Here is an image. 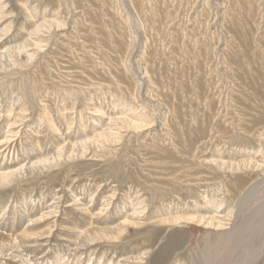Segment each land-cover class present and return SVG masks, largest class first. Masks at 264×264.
Segmentation results:
<instances>
[{"label": "rangeland", "instance_id": "obj_1", "mask_svg": "<svg viewBox=\"0 0 264 264\" xmlns=\"http://www.w3.org/2000/svg\"><path fill=\"white\" fill-rule=\"evenodd\" d=\"M252 1L174 0L175 7L169 8V16L162 25L158 26L159 29L155 27L157 29L149 33L155 52L160 53L158 58L161 56L159 59L163 65L160 66L153 63L156 61L155 56L152 59V56L148 58L144 55L147 36L130 0H0V100L5 103L0 101V165L6 164L12 169H21L9 182L3 183L0 180V264H55L56 257L59 258V260L56 259V264H63L64 261L65 264H207L208 261H203L204 257L207 258L209 255L210 258L215 251L217 259H221L220 262L223 261L220 264H264V220L260 223L256 222V219L255 223L248 220L249 225L246 221L247 217L251 216L250 213L253 216L256 201L264 194V117L258 119L257 113L264 108V104H261L264 101H262L264 99V0H254L255 8L251 9L249 3ZM111 9L117 12L116 15L121 18L119 21L126 22V32L130 38L127 56L125 55L123 62L121 60L120 62L123 63L124 70L126 69V75L130 76L129 83L133 84L134 97L132 98L124 97L123 94L111 88L114 91L111 92L113 97L108 96V94L111 95V90L106 87L110 82H107V85L100 80L103 83L100 86L106 87L99 88L95 85L98 79L94 81L95 79H92L94 75L88 71L89 66L93 65L96 70H101L100 72L98 70L99 74H103L106 70L103 68L106 66L105 61L111 60L105 48L98 47L100 35L95 31L103 28L110 35L111 26H108L105 21L108 19L106 11ZM228 11L234 12L237 19L250 17V23L246 18L243 24L245 29L241 27L238 36L228 30L225 25L224 16ZM94 12L97 13L98 19L106 23V25L101 24L104 27L95 28L96 24H91L94 23V18H91ZM88 15L90 19L87 18ZM38 22L43 25L46 23L45 26L50 24L52 28L44 26L42 31L36 32L34 25L36 23L38 25ZM56 22L59 25H55ZM177 29H180L182 31L180 33L184 35L182 41L177 40L178 43L175 44ZM82 32L88 33L87 37L84 35L85 41ZM79 36L82 37L79 38ZM66 37L72 42L65 41ZM98 37L99 39H96ZM50 41L52 43L56 41L54 43H58L57 46ZM44 42L48 45L43 46ZM179 42L182 46H179ZM24 43H26V51H18V47ZM241 45L244 46L241 47ZM48 46L52 48H47ZM63 46L66 50L62 49ZM55 48L59 50L58 53L55 52ZM60 50L66 51L67 56ZM195 50L198 53L194 52ZM74 51L75 54H72ZM59 52L66 57L63 58ZM83 53L89 58L91 55L87 62L82 58ZM77 54L81 57L77 58ZM60 57L64 60L62 62L65 67L60 64ZM67 57L69 62L65 61ZM182 58L185 59L180 60ZM50 59L54 61L51 62ZM70 61L75 62L77 70L82 74L74 69L76 66L73 64L75 67L72 70L69 69L72 67H68L71 65ZM39 62L41 65H38ZM55 62L56 68L52 65ZM82 62L86 64L83 65ZM48 65L53 67L50 68ZM80 65L84 67H79ZM259 65V71L254 72L253 67ZM40 66H43L41 68L45 71H42ZM155 66L156 68L160 66V69L157 68V70ZM184 66L188 69L185 70ZM234 68L236 71L233 70ZM54 69L61 74L59 75L56 70L53 71ZM86 69L89 72V78L86 76L88 75ZM112 69H114L113 66ZM174 69H178V72ZM159 70L161 74L164 71L163 75L158 72ZM184 70L185 72H182ZM37 71H41L39 74L42 75L40 76L42 79ZM237 71L242 72L241 75L239 73L240 76ZM83 72L84 74L86 72L85 76ZM46 73L49 77L45 76ZM62 73H66V77ZM54 75L59 76L56 79ZM43 76L46 78L44 79ZM179 76L180 79H177ZM238 76L243 78L240 79ZM97 77L98 75L95 78ZM200 78L203 81H200ZM155 79L159 80L156 81L157 84ZM249 79L252 83L259 85V91L255 88L257 92L252 90ZM66 80L70 83L68 84ZM76 81L79 83L77 84ZM58 82L60 85L62 83V89ZM83 82L87 83L86 86ZM200 82H202L201 85H197ZM188 83L190 84L186 86ZM163 84L166 90L169 88L168 91L171 94L169 92L166 94ZM196 86H200V89ZM201 86L205 88L204 93L200 91ZM175 88L177 89L174 90ZM244 88H249V91L247 89L241 91ZM63 89H68L69 93L64 92ZM104 92L106 94H102ZM253 92L256 94L253 95ZM65 93L69 95V98ZM184 93L187 94L184 95ZM169 94L170 98H168ZM204 95L208 97L205 98ZM175 96L178 98L179 107L176 105ZM249 96L254 98V101L249 100ZM185 97H187L186 100ZM257 100L260 102L258 103ZM171 102H175V105L174 103L171 105ZM242 102L246 105L243 106ZM11 103L16 105L12 106ZM175 106L178 109L183 106L182 115L187 112L186 118L189 115L193 116V120L190 116L184 119V121L188 120V131L180 126L181 124L178 125L177 119L174 121V117L177 118L176 111L173 112ZM199 107L204 109L201 110ZM209 110L213 112L209 113ZM243 111L247 113L244 114ZM249 112L252 113L251 116ZM46 113L49 118L45 117ZM196 113L204 114L205 119L200 122V129H206L203 131L204 134L206 133L205 136L203 133V135L198 133L200 129L196 133L191 131L193 127L199 126L194 120ZM180 117L179 119L183 120ZM239 117L242 118L241 121ZM253 117L254 121L251 120ZM40 118L42 121L39 120ZM244 119L251 122L248 123ZM256 119L260 120L261 124ZM252 122L256 124L255 127ZM237 124L246 125V128L238 127ZM51 125H54L56 129ZM250 126L254 129L249 128ZM247 128L250 131L245 134V131H248ZM227 130L233 132L228 133ZM102 132L110 136L103 138L100 143L98 133ZM240 132L241 134L244 132L243 136ZM244 134L247 136L245 137ZM250 134L252 135L249 137ZM44 135L47 136L46 139ZM34 138L38 140L41 148L31 143ZM41 138L42 140L39 141ZM85 138H90L88 143L84 142ZM94 139L97 141L95 142ZM43 142L45 143L42 144ZM60 147L62 149L64 147V150H60L62 154L57 153ZM43 157H47L48 160L33 165V161ZM184 159L188 160L187 164H184L186 163ZM181 165L185 168L183 169ZM235 165L237 167L234 168ZM236 176L240 177L236 178ZM239 178L243 179V183H239ZM237 182L240 186L238 191L241 190V194L237 192L240 194L239 197L225 185L230 183L233 186V183ZM206 190L208 195L204 196ZM254 203H256L255 206ZM209 217H215L212 223H208ZM101 233L118 237L120 242L105 238ZM87 236H100V238L89 241ZM208 244L210 249L207 248ZM127 245L131 246L127 247ZM192 248L199 255L203 252L202 260L195 255ZM223 255L225 258L221 257ZM120 259L124 260L120 262Z\"/></svg>", "mask_w": 264, "mask_h": 264}, {"label": "bare ground", "instance_id": "obj_2", "mask_svg": "<svg viewBox=\"0 0 264 264\" xmlns=\"http://www.w3.org/2000/svg\"><path fill=\"white\" fill-rule=\"evenodd\" d=\"M231 1H232V0H231ZM233 1H234V0H233ZM255 1H256V0H255ZM255 1L253 0L252 2L249 3V5H250L249 8H251V9L255 8ZM106 2H108V1H106ZM130 2H131L132 6H133V8H134V11H136L135 13H137V15H138V16H137V19L139 20V22H140L141 25H142V28L144 29L145 36H147V38H146V39H147V43L145 42V44H146V46H145V47H146V54H144V55H145L146 57H148V58H149V57L151 58V56H152V59H153V56H155L156 58H154V59H156V61L153 62V63H155V65L163 66V65H162V62H160L161 59H159L161 56L158 58V56H159L160 53L158 54V53L155 52L154 45H152L153 42L151 43V38H152V37L150 38V36H149L150 34H149V33H151L152 30L157 29L158 26L162 25V23L165 21V19L169 16V8H171V7L174 8V7H175L174 0H130ZM245 2H246V1H245ZM246 4H247V3H246ZM109 6H110V5H109ZM256 6H258V5H256ZM240 7H242V6H240ZM107 8H108V7H107ZM238 8H239V7H238ZM108 9H109V8H108ZM232 9H234V8H232ZM246 9H248V8H246ZM87 10H88V9H87ZM92 10H95V9H92ZM99 10H101V9H99ZM242 10H243V9H242ZM90 11H91V10H90ZM240 11H241V10H240ZM244 11H245V10H244ZM252 11H253V10H251V12H252ZM97 12H98V10H97ZM99 12H100V11H99ZM106 12H107L106 14H107L108 19H107V21H105V22H107L108 26H111V29H112V31H110V32H111L110 35H108V34H107V31H106L105 29H103V28H99V27H98L99 29H96L95 31H96V33H98V34L100 35V36L98 35V36L100 37V42L98 43V44H99L98 47H100L101 49L105 48V50L107 51V56H108V57L111 56V60H109V61H108V60L105 61V65L107 66V68H105L106 66L104 65L105 67H103V68L106 69V70H104L105 73H103V74H102V73L99 74V73H98V70H99V69L96 70V69H95V66H93V65H90V66H89L88 71L94 75L93 77L91 76L93 80L95 79L94 81H96V79L99 80V81L97 80V81H96V84H95V85H98L99 88L103 86V85L100 86L102 82H103V83H106V84H107V82H110V83H111L112 78H113V81H112V84H111V85H110V83H108V84H109L108 87H106L105 85H104V86H105L106 88H109V89L111 88V89L115 90V92H119V93L123 94L124 97L126 96V97H128V98H129V97L132 98V97H134V96H133V89H132V88H133V87H132L133 84H132V82H131V84L129 83L128 78H129L130 76H129L128 74L126 75V72H125L126 69L124 70V65H123V63H122L123 60H124V58H125V55H126V52H127L128 46H129V45H128V44H129V39H130V38L128 37V35H127V32H126V31H127L126 22H123V23H122V21H119L121 18H120V17L118 18V16L116 15L117 12L115 13L114 9H111L110 11H106ZM238 12H239V11H238ZM36 13H37V12H36ZM89 13L92 14L91 12H89ZM94 13H95V12H94ZM233 13H234V12H229V11H228L227 13H225L224 21H226L225 25L227 26V29L230 30L234 35L238 36V35L240 34L241 27H243V24H245V19L248 18V19H247L248 22L251 21V20H250V17L241 18V19L239 18V19H237ZM246 13H247V12H246ZM239 14H240V13H239ZM244 14H245V13H244ZM29 15L31 16V14H29ZM102 15H103V12H102ZM242 15H243V13H242ZM84 16H86V15H84ZM89 16H90V15H88L87 18L90 19ZM98 16H99V15H98ZM103 16H104V15H103ZM107 17H106V18H107ZM173 17H174V16H173ZM239 17H240V16H239ZM54 18H55V17H54ZM87 18H86V19H87ZM91 18H94V21L92 20L94 23H91V24H96V25H95V28H97V26H101L102 23H105V22H103L101 19H98V18H97V13L93 14V16H92ZM99 18H100V17H99ZM86 19H85V20H86ZM89 19H88V20H89ZM103 19H104V18H103ZM253 19H254V18H253ZM57 21H58V20H57ZM171 21H172V20H171ZM253 21H255V20H253ZM48 22H50V21H48ZM61 22H62V21H61ZM61 22H60V23H61ZM85 22H86V21H85ZM128 22H129V21H128ZM87 23H88V21H87ZM240 23H242V24H240ZM249 23H250V22H249ZM36 24H37V23H36ZM36 24L34 25V26H35V27H34V28H35L34 31H36V32L39 31V32H40V30L45 26L46 23H45L44 25H43V24H40L39 22H38V25H36ZM51 24H52V23H51ZM61 24H63V22H62ZM89 24H90V23H89ZM252 24H253V23H252ZM55 25H59V23L56 22ZM84 25H85V24H84ZM105 25H106V23H105ZM47 26H50V24L46 25L45 27H47ZM77 26H78V25H77ZM81 26H82V23H81ZM87 26H88V24H87ZM87 26H86V27H87ZM244 26H245V25H244ZM254 26H255V25H254ZM50 27H51V26H50ZM78 27H79V26H78ZM93 27H94V26H93ZM101 27H104V26H101ZM128 27H129V26H128ZM155 27H157V28H155ZM175 27H176V26H175ZM51 28H52V27H51ZM55 28H56V26H55ZM58 28H59V27H58ZM75 28H76V27H75ZM130 28H131V27H130ZM177 28H178V27H177ZM239 28H240V29H239ZM243 28L245 29V27H243ZM45 29H47V28H45ZM79 29H80V28H79ZM83 29H85V28H83ZM88 29H89V28H88ZM88 29H87V30H88ZM108 29H109V28H108ZM108 29H107V30H108ZM143 29H142V30H143ZM158 29H159V28H158ZM174 29H175V28H174ZM184 29H185V28H184ZM225 29H226V28H225ZM246 29H247V28H246ZM49 30H50V29H49ZM56 30H57V29H56ZM128 30H129V29H128ZM41 31H42V30H41ZM77 31H78V29H77ZM81 31H82V29H81ZM83 31H84V30H83ZM88 31H89V30H88ZM180 31H181L180 29H177V31H176L178 34H177V38L175 39V40H176V43H175V44L178 43L177 40H178V41H182V36H183L184 34L182 35V34H181L182 31H181V33H180ZM61 32H62V31H61ZM79 32H80V31H79ZM128 32H129V31H128ZM246 32H247V31H246ZM82 33H84V34H83V39H84V35H86L85 37H87V35H88L87 32H86L87 34H85V32H82ZM92 33H93V32L90 33L91 36H92ZM156 33H157V32H156ZM242 33H243V32H242ZM248 33H249V32H248ZM69 34H70V33H68V35H69ZM78 34H79V33H78ZM90 34H89V35H90ZM243 34H244V33H243ZM62 35H63V34H62ZM66 35H67V34H66ZM66 35H65V36H66ZM79 35H80V34H79ZM94 35L96 36V34H94ZM153 35H154V33H153ZM160 35H161V34H160ZM175 35H176V34H174V36H175ZM178 35H179V36H178ZM51 36H52V35H51ZM51 36H50V37H51ZM58 36H60V35H58ZM154 36H155V35H154ZM244 36H245V35H244ZM244 36H243V37H244ZM248 36H249V35H248ZM248 36H247V38H248ZM68 37H70V35H69ZM72 37H73V36H72ZM74 37H75V36H74ZM81 37H82V36H81ZM81 37L79 36V38H81ZM92 37H93V36H92ZM92 37H91V38H92ZM99 37L96 38V39H99ZM175 37H176V36H175ZM30 38H31V37H30ZM55 38H56V37H55ZM89 38H90V37H89ZM157 38H159V37H158V34H157ZM162 38H163V37H162ZM46 39H47V38H46ZM53 39H54V38H53ZM53 39H50V40L53 41ZM63 39H64V38H63ZM63 39H62V40H63ZM66 39H67V40H65V39H64V40H65V41H70V42H72L71 40H68L69 38L66 37ZM85 39H86V38H85ZM85 39H84V41H85ZM94 39H95V37H94ZM233 39H234V38H233ZM236 39H237V38H236ZM57 40H58V39H57ZM57 40H56V41H57ZM81 40H82V39H81ZM92 40H93V39H92ZM156 40H157V39H156ZM160 40H161V39H160ZM185 40H186V39H185ZM242 40H243V39H242ZM245 40H246L245 42H247V39H245ZM25 41H26V40H25ZM44 41H46V40H44ZM52 41H50L51 44H53L54 42H56V41H54V42L52 43ZM59 41H60V40H59ZM95 41H96V40H95ZM158 41H159V40H158ZM173 41H174V40H173ZM188 41H189V40H188ZM252 41H253V40H252ZM40 42H41V41H40ZM63 42H64V41H63ZM70 42H69V44H70ZM96 42H97V41H96ZM154 42H156V41H154ZM189 42H190V41H189ZM240 42H241V41H240ZM243 42H244V41H243ZM243 42H242V43H243ZM245 42H244V43H245ZM26 43H28V42H26ZM26 43H24L23 45H21L20 47H18V48H19L18 51H26ZM38 43H39V42H38ZM47 43H48V41H47ZM60 43H62V42L60 41ZM66 43H68V42H66ZM77 43H78V42H77ZM83 43H84V42H83ZM85 43H86V42H85ZM89 43H90V40H89ZM93 43H94V41H93ZM181 43H182V42H181ZM244 43H243V44H244ZM30 44H31V43H30ZM33 44H34V43H33ZM49 44H50V43H49ZM54 44H55V43H54ZM56 44H58V43H56ZM56 44H55V45H56ZM64 44H65V42H64ZM73 44H75L74 41H73ZM94 44H95V43H94ZM94 44H93V46H94ZM182 44H183V43H182ZM189 44H190V43H189ZM207 44H208V43H207ZM238 44H239V43H238ZM251 44H252V42H251ZM34 45L37 46V47L39 46L37 43H35ZM42 45H43V46H44V45L47 46L48 44H45V42H44V44L42 43ZM55 45H53V47H55ZM59 45H60V44H59ZM61 45H62V44H61ZM66 45H67V44H66ZM66 45H64L65 48H66ZM75 45H76V44H75ZM75 45H74V47H76ZM78 45H79V44H78ZM85 45H86V44H85ZM85 45H84V46H85ZM169 45H170V44H169ZM180 45H181V44H180V42H179V46H180ZM192 45H193V44H192ZM209 45H210V44H209ZM239 45H240V44H239ZM246 45H247V44H246ZM43 46H42V47H43ZM56 46H57V45H56ZM64 46L62 47V49L64 48ZM84 46H83V47H84ZM86 46H87V45H86ZM86 46H85V47H86ZM88 46H89V45H88ZM171 46H174V45H171ZM171 46H170V47H171ZM175 46H176V45H175ZM181 46H182V45H181ZM188 46H189V45H188ZM190 46H191V44H190ZM243 46H244V45H243ZM243 46L241 45V47H243ZM49 47H51V46H48L47 48H49ZM68 47H69V45H68ZM85 47H84V48H85ZM145 47H144V49H145ZM186 47H187V46H186ZM193 47H194V46H193ZM248 47H249V46H248ZM51 48H52V47H51ZM58 48L61 49L59 46H58ZM65 48H64V50H66ZM77 48H78V47H77ZM77 48H76V49H77ZM87 48H88V47H87ZM108 48H109V49H108ZM172 48H173V47H172ZM176 48H178V47H176ZM35 49H36V47H35ZM41 49H42V48H41ZM55 49H56V48H55ZM67 49H68V48H67ZM71 49H72V48H71ZM81 49H82V48H81ZM94 49H95V48H94ZM187 49H188V48H187ZM190 49H192V48H190ZM194 49H195V48H194ZM194 49H193V50H194ZM248 49H249V48H248ZM37 50H39V49H37ZM51 50H52V49H51ZM53 50H54V49H53ZM78 50H79V49H78ZM85 50H86V49H85ZM85 50H84V51H85ZM88 50H89V49H88ZM181 50H182V49H181ZM183 50H184V49H183ZM200 50H201V49H200ZM204 50H205V49H204ZM244 50H245V49H244ZM57 51H59V50L56 49L55 52L58 53ZM60 51H61V50H60ZM67 51H68V50H67ZM91 51H92V50H91ZM91 51H90V52H91ZM96 51H97V50H96ZM98 51H99V50H98ZM98 51H97V52H98ZM106 51H105V52H106ZM128 51H129V49H128ZM159 51H160V50H159ZM185 51H186V50H185ZM190 51H191V50H190ZM198 51H199V50H198ZM52 52H53V51H52ZM55 52H54V53H55ZM61 52L64 53V54L66 53V51H65V52L61 51ZM68 52H70V51H68ZM82 52H83V51H82ZM86 52H87V51H86ZM99 52H100V51H99ZM102 52H104V51H102ZM102 52H101V53H102ZM131 52H132V51H131ZM169 52H170V50H169ZM169 52H168V53H169ZM173 52H174V50H173ZM194 52H196V50H195ZM207 52H208V51H207ZM248 52H249V51H248ZM250 52H251V51H250ZM2 53H3V52H2ZM59 53H60V52H59ZM62 53H60V55H61ZM70 53H71V52H70ZM77 53H78V52H77ZM93 53H95V52H93ZM101 53H100V55H101ZM144 53H145V52H144ZM186 53H187V52H186ZM190 53H191V52H190ZM190 53H189V54H190ZM196 53H198V52H196ZM204 53H205V51H204ZM30 54H31V53H30ZM67 54H68V53H66V56H67ZM72 54H75V51H74V53L72 52ZM84 54H85V53H83L82 58L87 62L89 57H86L87 55H84ZM91 54H92V52H91ZM96 54H97V53H96ZM96 54H95V55H96ZM102 54H103V53H102ZM165 54H166V53H165ZM174 54H175V53H174ZM177 54H178V53H177ZM179 54H180V53H179ZM179 54H178V55H179ZM182 54H183V52H182ZM206 54H207V53H206ZM246 54H247V53H246ZM0 55H1V54H0ZM32 55H33V54H32ZM32 55H31V57H32ZM55 55H56L57 57L59 56L58 54H55ZM62 55H63V54H62ZM62 55H61V56H62ZM98 55H99V54H98ZM104 55H105V54H104ZM109 55H110V56H109ZM166 55H167V54H166ZM168 55H169V54H168ZM184 55H185V54H184ZM195 55H196V54H195ZM195 55H193V56H195ZM51 56H52V55H51ZM66 56H64V57H66ZM75 56H76V55H74V58H76ZM79 56H80V54H79ZM126 56H127V55H126ZM130 56H131V55H130ZM145 56H144V57H145ZM172 56H173V55H172ZM185 56H186V55H185ZM191 56H192V55H190V57H191ZM228 56H229V55H228ZM247 56L250 57V56H252V55H247ZM31 57H30V58H31ZM62 57H63V56H62ZM62 57H60V59H61ZM64 57H63V58H64ZM69 57H70V55H69ZM72 57H73V55H72ZM80 57H81V56H80ZM80 57H78V54H77V58H80ZM94 57H95V56H94ZM96 57H97V56H96ZM100 57H101V56H100ZM173 57H174V56H173ZM175 57H176V56H175ZM181 57H182V56H181ZM183 57H184V56H183ZM203 57H204V55H203ZM206 57H207V56H206ZM233 57H234V56H233ZM239 57H240V56H239ZM33 58H34V57H33ZM54 58H55V56H54ZM70 58H71V57H70ZM77 58H76V59H77ZM90 58H91V55H90ZM90 58H89V59H90ZM101 58H102V57H101ZM103 58H104V56H103ZM106 58H107V57H106ZM227 58H228V57H227ZM234 58H235V57H234ZM234 58H233V59H234ZM252 58H253V57H252ZM252 58H250V59L252 60ZM28 59H29V58H28ZM56 59H57V58H55V61H57ZM76 59H75V60H76ZM104 59H105V58H104ZM109 59H110V58H109ZM172 59H173V58H172ZM174 59H176V58H174ZM178 59H179V58H178ZM183 59H185V58H182V59H180V60H183ZM31 60H33V59H31ZM51 60H52V59H50V61H51ZM58 60H59V59H58ZM62 60H63V59L60 60V64H63V63H64V62H62ZM66 60H67V61H66ZM70 60H71V59H70ZM72 60H73V59H72ZM75 60H74V61H75ZM92 60H93V59H92ZM97 60H98V59H97ZM99 60H100V59H99ZM101 60H103V59H101ZM120 60H121L122 62H120ZM147 60H148V59H147ZM150 60H151V59H150ZM150 60H149V61H150ZM162 60H163V59H162ZM186 60H187V59H186ZM188 60H189V58H188ZM190 60H191V59H190ZM231 60H232V59H231ZM234 60H235V59H234ZM237 60H238V59H237ZM53 61H54V59H53ZM53 61H51V62H53ZM63 61H64V60H63ZM65 61H66V62H69V61H68V57H67V59L65 58ZM77 61H78V60H77ZM81 61H82V60H80V62H81ZM95 61H96V60H95ZM103 61H104V60H103ZM125 61L127 62L126 59H125ZM149 61H148V62H149ZM164 61H166V59H165ZM191 61H193V60H191ZM198 61H199V60H198ZM61 62H62V63H61ZM75 62H76V61H75ZM75 62H74V63H75ZM130 62H131V61H130ZM176 62H177V60H176ZM184 62H185V61H184ZM205 62H206V61H205ZM233 62H234V61H233ZM254 62H255V61H254ZM74 63L70 61V64H71V65H70V66L67 65L68 67H71V66H72L71 68H69L70 70H72V69L76 66ZM82 63H83V65H84L85 62H82ZM90 63H91V62L89 61V64H90ZM94 63H95V62H94ZM94 63H93V64H94ZM121 63H122V65H121ZM189 63H190V62H189ZM234 63H236V62H234ZM240 63H241V61H240ZM49 64H50V63H49ZM57 64H58V61H57ZM65 64H66V63H65ZM67 64H68V63H67ZM72 64L75 65V66H73ZM85 64H86V63H85ZM102 64H104V63H102ZM102 64H101V65H102ZM124 64H125V63H124ZM149 64H150V63H149ZM165 64H166V62H165ZM182 64H183V63H182ZM198 64H199V62H198ZM241 64H242V63H241ZM259 64H260V63H259ZM34 65H35V64H34ZM38 65H41L40 62H39ZM43 65H45V63H44ZM52 65L55 66V65H56V62H55L54 64L52 63ZM153 65H154V64H153ZM153 65H152V67L154 68ZM177 65H178V62H177V64H176V67H177ZM202 65H203V62H202ZM233 65H234V64H233ZM235 65H237V64H235ZM238 65H239V63H238ZM255 65H256V64H255ZM36 66H37V64H36ZM48 66L50 67V65H48ZM48 66H47V67H48ZM53 66H51V67H53ZM63 66H64V64H63ZM87 66H88V65H87ZM112 66L114 67V69H112ZM125 66H126V65H125ZM160 66L157 67V68L160 69ZM186 66H187V65H186ZM186 66H184V68H185ZM200 66H201V65H200ZM204 66H205V64H204ZM204 66H203V68H204ZM239 66H240V65H239ZM37 67H38V66H37ZM41 67H43V66H40V69L42 70ZM51 67H50V68H51ZM61 67H62V66H61ZM64 67H65V66H64ZM68 67H67V68H68ZM79 67H82V68H83L84 66L80 65ZM101 67H102V66H101ZM101 67H100V68H101ZM109 67H110V69H108ZM165 67H166V66H165ZM198 67H199V65H198ZM198 67H197V68H198ZM237 67H238V66H237ZM237 67H236V68H237ZM35 68H36V67H35ZM55 68H56V66H55ZM77 68H78V67L76 66L74 69L77 70ZM96 68H97V67H96ZM155 68H156V66H155ZM157 68H156V69H157ZM163 68H164V67H163ZM163 68H162V69H163ZM174 68H175V67H174ZM182 68H183V67H182ZM192 68H193V67H192ZM192 68H191V70H193ZM36 69H37V68H36ZM45 69H46V68H45ZM48 69H49V68H48ZM69 69H68V71H69ZM156 69H155V70H156ZM178 69H179V68H178ZM178 69H174V70L177 71ZM186 69H188V67L185 68V70H186ZM200 69H201V68H200ZM205 69H206V68H204V70H205ZM259 69H260V65H259V66H254V67H253L254 72H255V71L258 72ZM37 70H38V69H37ZM43 70H44V68H43ZM43 70H42V71H43ZM51 70H52V69H51ZM55 70H56V69H54L53 71H55ZM58 70H59V69H58ZM76 70H75V71H76ZM127 70H128V69H127ZM157 70H158V69H157ZM185 70L182 71V72H185ZM197 70H198V69H197ZM197 70H196V71H197ZM233 70H235V68H234ZM238 70H239V69H238ZM247 70H248V71H247ZM247 70H246V71L249 72V69H247ZM250 70H251V68H250ZM44 71H45V70H44ZM46 71H47V70H46ZM53 71H52V72H53ZM56 71H57V70H56ZM61 71H62V69H61ZM63 71H64V69H63ZM73 71H74V70H73ZM77 71H78V70H77ZM77 71H76V73L79 72V71H78V72H77ZM80 71H82V69H81ZM84 71H85V70H84ZM86 71H87V69H86ZM88 71H87V74L89 73ZM100 71H101V70H99V72H100ZM102 71H103V70H102ZM136 71H137V70H136ZM160 71H161V70H159L158 72H160ZM235 71H236V70H235ZM241 71H242V70H241ZM33 72H34V71H33ZM37 72H38V71H37ZM39 72H41V71H39ZM39 72H38L37 74H39ZM47 72H48V71H47ZM52 72H51V73H52ZM57 72H58V71H57ZM127 72H128V71H127ZM158 72H157V73H158ZM177 72H178V71H177ZM177 72H176V73H177ZM179 72H180V71H179ZM191 72H192V71H191ZM201 72H202V71H201ZM204 72H205V71H204ZM247 72H246V73H247ZM34 73H35V72H34ZM34 73H33V74H34ZM48 73H49V72H48ZM59 73H60V72H58V74H59ZM71 73H73V72H71ZM163 73H164V71L162 72V74H161V72H160L161 75H163ZM171 73H172V72H171ZM188 73H189V72H188ZM202 73H203V72H202ZM202 73H201V74H202ZM239 73H240V75H241L242 72L237 71V74H238V75H239ZM251 73H252V72H251ZM259 73H260V72H259ZM52 74H53V73H52ZM54 74H55V73H54ZM60 74H61V73H60ZM60 74H59V75H60ZM62 74H64V73H62ZM65 74H66V73H65ZM65 74H64V75H65ZM68 74H70V73H68ZM79 74H82V73L79 72ZM79 74H78V75H79ZM83 74H84V72H83ZM85 74H86V72H85ZM85 74H84V76H85ZM92 74H90V75H92ZM182 74H183V73H182ZM194 74H195V72H194ZM234 74H235V73H234ZM247 74H250V73H247ZM247 74H246V76H248ZM35 75H36V74H35ZM49 75L51 76L50 73H49ZM59 75H57V76H59ZM76 75H77V74H76ZM96 75H98L97 78H95ZM156 75H157V74H156ZM177 75H178V74H177ZM185 75H187V73H186ZM240 75H239V76H240ZM253 75H254V74H253ZM40 76H42V75L39 74V77H40ZM45 76L47 77L48 74L46 73ZM45 76H43L44 79L46 78ZM55 76H56V75H54V77H55ZM57 76H56V79H57ZM69 76H70V75H68L67 77H69ZM84 76H83V77H84ZM86 76L88 77L89 74L86 75ZM183 76H184V75H183ZM190 76H191V75H190ZM190 76H189V78H190ZM192 76H194V75H192ZM234 76H235V75H234ZM239 76H238V78H240ZM250 76H251V74H250ZM48 77H49V76H48ZM65 77H66V75H65ZM72 77H73V76H72ZM74 77H75V76H74ZM80 77H82V76H80ZM83 77H82V78H83ZM87 77H85V78H87ZM155 77H156V76H154V78H155ZM170 77H172V75H171ZM176 77H177V76H176ZM184 77H185V76H184ZM198 77H199V76H198ZM201 77H203V74L201 75ZM37 78H38V77H37ZM40 78H41V77H40ZM40 78L37 79V82L40 80ZM61 78H62V77H61ZM75 78H76V77H75ZM82 78H81V79H82ZM88 78H89V77H88ZM104 78H105V80H104ZM154 78H153V79H154ZM189 78H188V80H189ZM206 78H207V77H206ZM242 78H243V77H242ZM242 78H240V79H242ZM248 78H249V77H248ZM255 78H256V77H255ZM41 79H42V78H41ZM62 79H63V78H62ZM69 79H70V77H69ZM102 79H103V80H102ZM140 79H141V78H140ZM177 79H180V76H179V78H177ZM185 79H186V78H185ZM200 79H201V78H200ZM203 79H204V78H203ZM256 79H257V78H256ZM256 79H254V80L256 81ZM47 80H49V78H47ZM50 80H51V79H50ZM58 80H60V79H58ZM63 80H65V79H63ZM73 80H74V78H73ZM76 80H77V79H76ZM78 80H79V79H78ZM85 80H87V79H85ZM85 80H80V81H85ZM100 80H101L102 82H101ZM108 80H110V81H108ZM172 80H173V78H172ZM204 80H205V79H204ZM238 80H239V79H238ZM244 80H245V78H244ZM249 80H250V79H249ZM249 80H248V81H249ZM254 80H253V82H254ZM263 80H264V79H263ZM263 80H262V81H263ZM66 81H67V80H66ZM68 81H69V80H68ZM68 81H67V82H68ZM71 81H72V80H71ZM90 81H91V78H90ZM94 81H93V82H94ZM130 81H131V80H130ZM144 81H145V80H144ZM156 81H159V80H158V79H155V82H156ZM161 81H163V80H161ZM189 81H190V80H189ZM189 81H188V82H189ZM200 81H203V80L201 79ZM242 81H243V80H242ZM260 81H261V80H260ZM41 82H42V80H41ZM48 82H49V81H48ZM48 82H47V83H48ZM76 82H77V84L79 83L78 81H76ZM86 82H88V80H87ZM91 82H92V81H91ZM152 82H153V81H152ZM177 82H178V80H177ZM195 82L197 83V80H196ZM243 82H244V81H243ZM250 82H251V80H250ZM256 82H257V81H256ZM42 83H43V82H42ZM69 83H70V82H68V84H69ZM83 83H84V82H83ZM103 83H102V84H103ZM113 83H114V84H113ZM158 83H160V82H158ZM171 83H172V82H171ZM175 83H176V82H175ZM196 83H195V85H196ZM201 83H202V82H200V84L198 83L197 85H201ZM260 83H261V82H260ZM260 83H259V84H260ZM44 84H45V82H44ZM48 84H49V83H48ZM58 84H59V82H58ZM66 84H67V83H66ZM84 84H85V83H84ZM86 84H87V83H86ZM86 84H85V86H86ZM88 84H89V83H88ZM108 84H107V85H108ZM156 84H157V82H156ZM178 84H179V82H178ZM178 84H177V85H178ZM189 84H190V83H188L186 86H188ZM192 84H193V83H192ZM192 84H191V86H192ZM205 84H206V82H205ZM241 84H242V82H241ZM241 84H240V85H241ZM249 84H250V83H249ZM249 84H248V85H249ZM262 84H263V83H262ZM52 85H53V83H52ZM59 85H60V84H59ZM61 85H62V83H61ZM61 85H60V87H61ZM63 85H64V84H63ZM79 85H80V84H79ZM79 85H78V86H79ZM95 85H94V86H95ZM168 85H170V84H168ZM177 85H176L175 87H177ZM193 85H194V84H193ZM195 85H194V86H195ZM203 85H204V84H203ZM203 85H202V86H203ZM250 85H251V87H252V90H253L254 88H255V89H258V88H259V85L256 84V83H252V82H251ZM250 85H249V86H250ZM49 86H50V85H49ZM55 86H56V85H55ZM64 86H65V85H64ZM67 86H68V85H67ZM67 86H66V87H67ZM69 86H70V85H69ZM74 86H75V85H74ZM91 86H92V85H91ZM104 86H103V88H104ZM202 86H201V90H200V91H202V93H204L203 91H205V88H203ZM243 86H245V85H243ZM263 86H264V85H263ZM60 87H59V90H60ZM62 87H63V86H62ZM62 87H61V89H62ZM66 87H65V88H66ZM76 87H77V86H76ZM158 87H159V86H158ZM164 87H165V86H164V84H163V88H164ZM167 87H169V86H167ZM172 87H173V85H172ZM178 87H179V86H178ZM181 87H182V86H181ZM199 87H200V86H199ZM199 87L196 86V88H199ZM204 87H205V86H204ZM245 87H246V86H245ZM69 88H70V87H69ZM71 88H72V87H71ZM77 88L80 89V87H77ZM83 88H84V87H83ZM93 88H95V87H93ZM96 88H97V87H96ZM159 88H160V87H159ZM170 88H171V85H170ZM193 88H194V87H193ZM202 88H203V89H202ZM260 88L262 89V86H260ZM263 88H264V87H263ZM73 89H74V87H73ZM75 89H76V88H75ZM79 89H77V91H78ZM81 89H82V88H81ZM84 89H85V88H84ZM90 89H91V88H90ZM111 89H110V90H111ZM160 89H162V88H160ZM164 89H165V88H164ZM176 89H177V88H175L174 90H176ZM199 89H200V88H199ZM246 89L248 90L249 88H246ZM246 89H245V88H244V89H241V91H242V90H246ZM255 89H254V91H256ZM56 90H57V89H56ZM63 90H64V92L69 93V92L67 91L68 89H67V90H66V89H63ZM70 90H71V89H70ZM70 90H69V91H70ZM86 90H87V89H86ZM158 90H159V89H158ZM165 90H166V89H165ZM168 90H169V88H168ZM168 90H166L167 92L164 91V93L166 92V94H167V93L169 92ZM178 90H180V88H178ZM181 90H182V89H181ZM183 90H184V88H183ZM195 90H196V89H195ZM212 90H213V89H212ZM259 90H260V89H258L257 91H259ZM52 91H53V89H52ZM60 91H61V90H60ZM72 91H73V90H72ZM77 91H75L76 94H77ZM92 91H93V90H92ZM144 91H145V90H144ZM162 91H163V90H161V92H162ZM171 91H172V90H171ZM184 91H186V89H185ZM184 91H183V92H184ZM241 91H240V92H241ZM248 91H249V90H248ZM248 91H247V92H248ZM250 91H251V90H250ZM257 91H256V92H257ZM263 91H264V90H263ZM53 92H54V91H53ZM64 92H63V93H64ZM82 92H83V91H82ZM98 92H99V91H98ZM100 92H101V91H100ZM102 92H103V91H102ZM106 92H107V91H106ZM111 92H114V91L111 90L110 93H111ZM138 92H139V91H138ZM161 92H159V93L162 94ZM196 92H197V91H196ZM244 92H245V91H244ZM256 92H255V93L253 92V95L256 94ZM84 93H86V92H84ZM108 93H109V90H108ZM108 93H107V94H108ZM119 93H118V94H119ZM169 93H170V92H169ZM175 93H177V92H175ZM175 93H173V94H175ZM178 93H180V92L178 91ZM178 93H177V94H178ZM262 93H263V92H262ZM45 94H46V93H45ZM55 94H56V93H55ZM58 94H60V93H58ZM58 94H57V95H58ZM65 94H66V93H65ZM73 94H74V93H73ZM98 94H99V93H98ZM98 94H96V96H97ZM102 94H106V93L104 92V93H102ZM115 94H116V93H115ZM115 94H114V95H115ZM118 94H117V96H118ZM170 94H171V93H170ZM170 94L168 95V98H170ZM181 94H182V93H181ZM185 94H187V93H184V95H185ZM198 94H200V92H198ZM240 94H241V93H240ZM257 94H258V93H257ZM263 94H264V93H263ZM263 94H262V95H263ZM86 95H87V94H86ZM93 95H95V94H93ZM93 95H92V96H93ZM134 95H135V94H134ZM175 95H176V94H175ZM178 95H180V94H178ZM196 95H197V94H196ZM200 95H201V94H200ZM200 95H198V96L200 97ZM206 95H207V94H206ZM248 95H249V93H248ZM253 95H252V96H253ZM258 95H259V94H258ZM66 96H67V98H69V97H68L69 95L66 94ZM70 96H72V94H71ZM100 96H101V94H100ZM104 96H105V95H104ZM108 96H112V93H111V95L108 94ZM117 96H115V97H117ZM120 96H121V95H120ZM135 96H136V95H135ZM139 96H140V95H139ZM160 96H161V95H160ZM162 96H163V95H162ZM172 96H173V95H172ZM172 96H171V98H172ZM244 96H245V95H244ZM250 96H251V95H250ZM250 96H249V98H250ZM259 96H260V95H259ZM41 97H42V96H41ZM41 97H40V98H41ZM48 97H49V96H48ZM61 97H62V96H61ZM90 97H91V96H90ZM94 97H95V96H94ZM102 97H103V95H102ZM112 97H113V96H112ZM118 97H119V96H118ZM122 97H123V96H122ZM137 97H138V96H137ZM166 97H167V96H166ZM175 97H176V96H175ZM179 97H180V96H179ZM204 97H205V95H204ZM207 97H208V96H207ZM207 97H205V98H207ZM253 97H254V96H253ZM13 98H14V97H13ZM63 98H64V95H63ZM109 98H110V97H109ZM176 98H177V97H176ZM186 98H187V97H185V100H186ZM200 98H202V97H200ZM238 98H242V97H239V96H238ZM245 98H246V97H245ZM254 98H255V97H254ZM254 98H253V99L250 98L249 100L252 99V100L254 101ZM261 98H262V96H261ZM18 99H19V98H18ZM60 99H61V98H60ZM65 99H66V97H65ZM91 99H92V98H91ZM91 99H90V100H91ZM93 99H94V98H93ZM114 99H115V98H114ZM114 99H113V100H114ZM116 99H117V98H116ZM133 99H134V98H133ZM182 99H183V98H182ZM182 99H180V100H182ZM246 99H247V98H246ZM246 99H245V100H246ZM257 99H258V98H257ZM13 100H14V99H13ZM95 100H96V99H95ZM134 100H135V99H134ZM145 100H146V99H145ZM162 100H164V99H162ZM174 100H175V99H174ZM174 100H173V101H174ZM237 100H238V99H237ZM239 100H240V99H239ZM249 100H248V102H249ZM255 100H256V98H255ZM263 100H264V99H262V101H263ZM0 101H1V100H0ZM6 101H7V100H6ZM64 101H65V100H64ZM64 101H63V102H64ZM66 101H69V100H66ZM96 101H97V100H96ZM96 101H93V102H96ZM102 101H104V100H102ZM120 101H121V100H120ZM138 101H139V100H138ZM164 101H165V100H164ZM169 101H170V100H169ZM171 101H172V100H171ZM177 101H178V98H177V100H176V105H177ZM182 101L184 102V100H182ZM182 101H181V102H182ZM246 101H247V100H246ZM257 101H258V100H257ZM262 101H261V102H262ZM1 102H2V101H1ZM4 102H5V101H4ZM108 102H109V100H108ZM110 102H111V101H110ZM123 102H124V101H123ZM135 102H136V101H135ZM135 102H134V103H135ZM165 102H166V101H165ZM167 102H168V100H167ZM178 102H179V101H178ZM183 102H182V103H183ZM259 102H260V100L258 101V103H259ZM263 102H264V101H263ZM263 102H262L261 104H264ZM2 103H3V102H2ZM2 103H1V104H2ZM118 103H119V102H118ZM132 103H133V102H132ZM173 103H174V105H175V102H173ZM173 103L171 102V105H173ZM182 103H181V105H183ZM242 103H243V102H242ZM249 103H250V102H249ZM258 103H256V104H258ZM3 104H5V103H3ZM96 104H97V103H96ZM135 104H136V103H135ZM135 104H133V106H134ZM237 104H241V103L237 102ZM243 104H244V103H243ZM11 105H12V106H15L16 104L13 105V103H11ZM99 105H101V103H99ZM108 105H109V104H108ZM181 105H180V106H181ZM245 105H246V103H245L243 106H245ZM247 105H248V104H247ZM94 106L96 107V105H94ZM97 106H98V105H97ZM101 106H102V105H101ZM137 106H138V105H137ZM149 106H150V105H149ZM177 106L179 107V104H178ZM177 106H175V107H174L175 110H173V112L176 111V117H177V118L174 117V121H176L175 119H177V122H179V124H178V123H177V124H178V125L181 124L180 126H183V128H186V130H187V128H189V123H188V120H187V121H186V120L184 121V119H188V118H190L191 116L189 115L190 117L187 116V118H186L185 114H186L187 112L183 113L184 115H182V110H181V109H182L183 106L180 107L179 109L177 108ZM254 106H255V105H254ZM254 106H252V107H254ZM3 107H5V105H4ZM6 107H7V106H6ZM45 107H47V105H45ZM140 107H141V105H140ZM208 107H209V106H208ZM211 107H212V106H211ZM239 107H240V105H239ZM246 107H248V106H246ZM249 107H250V106H249ZM249 107H248V108H249ZM256 107H257V105H256ZM261 107H262V106H261ZM143 108H144V107H143ZM199 108H200V107H199ZM243 108H244V107H243ZM43 109H44V108H43ZM47 109H48V107H47ZM101 109H103V107H102ZM170 109H171V108H170ZM184 109L186 110L185 107H184ZM196 109H197V108H196ZM196 109H195V110H196ZM200 109H201V108H200ZM203 109H204V108H203ZM203 109H201V110H203ZM205 109H207V108H205ZM210 109H211V108H210ZM240 109H241V108H240ZM250 109H251V108H250ZM257 109H258V108H257ZM137 110L139 111V109H137ZM185 110H184V111H185ZM213 110H214V108H213ZM251 110H252V109H251ZM253 110H256V109H253ZM44 111H45V110H44ZM93 111H94V110H93ZM95 111H96V110H95ZM141 111H143V110H141ZM199 111H200V110H199ZM210 111H211V110H209V113H210ZM244 111H245V110H244ZM244 111H243L242 113H244ZM96 112H98V111H96ZM104 112H105V111H104ZM194 112H195V111H194ZM194 112H193V113H194ZM197 112H198V110H197ZM203 112H204V111H203ZM211 112H213V111H211ZM250 112H251V111H250ZM250 112H249V113H250ZM105 113H106V112H105ZM204 113H205V112H204ZM209 113H208V114H209ZM245 113H247V112H245ZM245 113H244V114H245ZM253 113H254V112H253ZM257 113H258V119L261 118V117L263 118V117H264V108L261 109L260 111L258 110ZM91 114H92V113H91ZM172 114H174V113H172ZM172 114H171V115H172ZM196 114H197V113H196ZM196 114H195V115H196ZM206 114H207V113H206ZM206 114H205V116L207 117ZM254 114H255V113H254ZM254 114H253V115H254ZM43 115H44V114H43ZM99 115H100V114H99ZM103 115H104V114H103ZM186 115H187V114H186ZM195 115H194V118H195L194 120L198 123L199 126H197V127H193V128L191 129V131L194 132V133H196V132L198 131V129H200V127H201V123H200V122H201L203 119H205L204 114H201V113L199 114V113H198L196 116H195ZM209 115H211V114H209ZM251 115H252V113H250V116H251ZM259 115H260V116H259ZM180 116H181V117H180ZM182 116H183V117H182ZM184 116H185V117H184ZM242 116H244V115H242ZM242 116H241V117H242ZM245 116H247V115H245ZM248 116H249V115H248ZM43 117H44V116H43ZM45 117H48L47 113H46V116H45ZM45 117H44V118H45ZM96 117H97V116H96ZM153 117H154V116H153ZM179 117L182 118L183 120L179 119ZM254 117H255V116H254ZM254 117L251 119L252 121L255 120L256 117H255V118H254ZM48 118H49V117H48ZM98 118H101V117H98ZM170 118H171V117H170ZM172 118H173V117H172ZM192 118H193V116L191 117V119H192ZM208 118H209V116H208ZM208 118H207V119H208ZM239 118H240V117H239ZM243 118H245V117H243ZM250 118H251V117H250ZM210 119H211V118H210ZM210 119H209V120H210ZM241 119H242V118H240V121H241ZM247 119L250 120L249 118H247ZM247 119H246V120H247ZM253 119H254V120H253ZM258 119H256V120H258ZM263 119H264V118H263ZM39 120H41V118H40ZM84 120H85V119H84ZM93 120H94V119H93ZM178 120H179V121H178ZM192 120H193V119H192ZM238 120H239V119H238ZM244 120H245V119H244ZM246 120H245V121H246ZM248 120H247V122H248ZM261 120H262V119H261ZM41 121H42V120H41ZM47 121H48V120H47ZM50 121H51V120H50ZM50 121H48V122H50ZM89 121H90V120H89ZM102 121H103V120H102ZM132 121H133V120H132ZM134 121H135V120H134ZM170 121H171V120H170ZM170 121H169V122H170ZM181 121H182V122H181ZM258 121H259V123L261 122L260 120H258ZM43 122H44V121H43ZM100 122H101V121H100ZM135 122H136V121H135ZM135 122H134V123H135ZM180 122H181V123H180ZM189 122H190V121H189ZM203 122H204V121H203ZM207 122H208V121H207ZM238 122H239V121H238ZM247 122H246V123H247ZM249 122H251V121H249ZM249 122H248V123H249ZM255 122H256V121H255ZM73 123H74V122H73ZM91 123H92V120H91ZM241 123H242V122H241ZM248 123H247V124H248ZM45 124H46V123H45ZM47 124H48V123H47ZM52 124H53V123H52ZM56 124H57V123H56ZM56 124H55V126H56ZM69 124L72 125L71 123H69ZM95 124H96V123H95ZM129 124H130V123H129ZM172 124H173V123H172ZM172 124H170V126H173ZM244 124H245V123H244ZM252 124H253V126L256 125V124L253 123V122H252ZM252 124H250V125L252 126ZM257 124H258V122H257ZM260 124H261V123H260ZM79 125H80V124H79ZM82 125H83V124H82ZM174 125H175V124H174ZM209 125H210V124H209ZM237 125H238V124H237ZM48 126H49V125H48ZM51 126H52L54 129H56L54 125H51ZM83 126H84V125H83ZM127 126H128V125H127ZM127 126H126V127H127ZM134 126H135V125H134ZM239 126H242V124L238 125V127H239ZM248 126H249V124H248ZM251 126H250L249 128L254 129V128L251 127ZM257 126H258V125H257ZM45 127H47V126H45ZM79 127H80V126H79ZM79 127H78V129H79ZM230 127H231V126H230ZM230 127H228V128L230 129ZM242 127H243V128H244V127L246 128V125H244V126H242ZM254 127H255V126H254ZM49 128H50V126H49ZM81 128H82V127H81ZM176 128H177V126H176ZM176 128H175V129H176ZM181 128H182V127H181ZM232 128H233V127H232ZM235 128L238 130L237 126H236ZM240 128H241V127H240ZM245 128H244V129H245ZM249 128H247L248 131H245V134H246V132L248 133V132L250 131ZM263 128H264V126H263ZM47 129H48V128H47ZM82 129H85V127L82 128ZM82 129H81V130H82ZM86 129H87V128H86ZM177 129H178V128H177ZM229 129H228V130H229ZM233 129H234V128H233ZM236 129H235V130H236ZM252 129H251V130H252ZM49 130H50V129H49ZM200 130H201V129H200ZM204 130H206V129H203V128H202V130H201L200 132H198V133H200L201 135H203V134H204V133H203ZM228 130H227V131H228ZM230 130H231V129H230ZM241 130H243V129H241ZM187 131H188V130H187ZM39 132H40V131H39ZM42 132H43V131H42ZM45 132H46V131H45ZM224 132H225V130H224ZM231 132H233V131H230V132L228 131V133H231ZM237 132H238V134H239V131H237ZM253 132H254V130H253ZM78 133H79V132H78ZM202 133H203V134H202ZM243 133H244V132H243ZM243 133H242V134H243ZM50 134H51V133H50ZM80 134H81V133H80ZM177 134H178V133H177ZM205 134H206V133H205ZM205 134H204V136H205ZM236 134H237V133H236ZM242 134H241V132H240V135H241V136H243ZM245 134H244V136H245ZM82 135H83V134H82ZM198 135H199V134H198ZM228 135L230 136V134H228ZM231 135H232V134H231ZM251 135H252V134H250V135H248V136L250 137ZM36 136H37V135H36ZM42 136H43V135H42ZM50 136H51V135H50ZM98 136L100 137V139H99L98 142L101 143V140H102L103 138L106 139V138L109 137L110 135L107 134L106 132H102V133H98ZM222 136H223V135H222ZM246 136H247V135H246ZM246 136H245V137H246ZM44 137H45V139H46L47 136L44 135ZM52 137H53V136H52ZM182 137H183V136H182ZM195 137H196V136H195ZM202 137H203V136H202ZM249 137H248V138H249ZM42 138H43V137H42ZM42 138H41L39 141H41ZM48 138H49V137H48ZM54 138H55V137H54ZM177 138H178V137H177ZM203 138H204V137H203ZM225 138H227V137L225 136ZM43 139H44V138H43ZM45 139H44V141H45ZM85 139H86V140H85L84 142H87L88 140H90V138H85ZM199 139H200V138H199ZM199 139H198V140H199ZM201 139H202V138H201ZM49 140H51V138H49ZM198 140H195V141H198ZM37 141H38V140H36V139L34 138V139H32L31 143H32L34 146H37V147L41 146V145L38 144L39 142H37ZM51 141H52V140H51ZM54 141H55V140H54ZM54 141H53V143H54ZM94 141L96 142L97 140L94 139ZM172 142H173V141H172ZM200 142H201V141H200ZM29 143H30V142H29ZM44 143H45V142H43L42 144H44ZM48 143H49V142H48ZM87 143H88V142H87ZM196 143H197V142H196ZM186 144H187V143H186ZM33 145H31L32 148H33ZM184 145H185V144H184ZM188 145H189V144H188ZM188 145H187V146H188ZM194 145H195V144H194ZM196 145H197V144H196ZM189 146H190V145H189ZM50 147H51V146H50ZM39 148H41V147H39ZM54 149H55V148H54ZM61 149H62L61 147H60V149H58V151H57L58 154L61 152V151H60ZM83 149H84V148H83ZM159 149H160V148H159ZM187 149H188V148H187ZM187 149H186V150H187ZM36 150H37V149H36ZM38 150H39V149H38ZM38 150H37V151H38ZM62 150H64V147H63ZM65 150H66V149H65ZM177 150H178V149H177ZM39 151H40V150H39ZM187 151H188V150H187ZM187 151H186V152H187ZM184 153H185V152H184ZM188 153H189V152H188ZM61 154H62V152H61ZM166 154H167V153H166ZM182 154H183V153H182ZM185 154H186V153H185ZM185 154H184V155H185ZM163 155H164V154H163ZM168 155H169V158L172 160V157L170 156L169 153H168ZM180 156H181V155H180ZM180 156H179V157H180ZM176 157H177V156H176ZM49 158H50V157H49ZM187 158H189V157H187ZM252 159H253V158H252ZM47 160H48L47 157H43V158H38V159H36V160L33 161L32 163H33V165H34V164H36V163H43V161H47ZM51 160H53V159H51ZM184 160H185L184 162H186V163L182 162L183 160H182L181 162L184 163V164H187V163H188V160H187V161H186V159H184ZM191 161H192V159H191ZM178 162H180V161H178ZM255 162H256V161H255ZM182 163H181V164H182ZM253 163H254V162H253ZM175 164H176V162H175ZM235 164H236V163H235ZM241 164H242V163H241ZM257 164H258V163H257ZM259 164H260V163H259ZM36 165H37V164H36ZM177 165H178V164H177ZM238 165H239V164H238ZM261 165H262V164H261ZM31 166H32V165H31ZM31 166H30V167H31ZM241 166H242V165H241ZM241 166H240V167H241ZM243 166H244V165H243ZM250 166H251V165H250ZM252 166H253V165H252ZM252 166H251V167H252ZM254 166H255V164H254ZM0 167H1V170H2V171L0 170V180H1L3 183H5V182H9L10 179H11L13 176L17 175V172L21 170V169H12L11 167H9V166L6 165V164H1ZM23 167H24V166H23ZM23 167H22V168H23ZM179 167H180V166H179ZM181 167H182V165H181ZM235 167H237V166L235 165L234 168H235ZM238 167H239V166H238ZM245 167H246V166H245ZM33 168H34V167H33ZM182 168H183V167H182ZM182 168H180V169H182ZM184 168H185V167H184ZM184 168H183V169H184ZM241 168H242V167H241ZM231 169H232V167H231ZM240 170H241V169H240ZM245 171H246V170H245ZM245 171H244V172H245ZM249 171H250V170H249ZM231 172H232V171H231ZM238 172H239V171H238ZM241 172H242V171H241ZM247 172H248V170H247ZM251 172H252V171H251ZM233 174H234V173H233ZM237 174H238V173H237ZM239 174H240V172H239ZM234 175H235V174H234ZM246 175H247V174H246ZM249 176L251 177V175H249ZM252 176H253V175H252ZM219 177H220V176H219ZM238 177H240V176H236V178H238ZM242 177H243V176H242ZM242 177H241V178H242ZM245 177H246V176H244V178H245ZM233 178H234V177H233ZM233 178H231V179H233ZM227 179H229V178H227ZM239 179H240V178H239ZM247 179H248V181H249V178H247ZM204 180H205V178H204ZM240 180H241V179H240ZM240 180H239V183H240V182L243 183V181H242L243 179H242L241 181H240ZM224 181H225V179H224ZM234 181H235V180H234ZM245 181H246V180H245ZM245 181H244V184H245ZM228 182H229V181H228ZM249 182H250V181H249ZM222 183H223V182H222ZM247 183H248V182H247ZM240 184H241V183H240ZM213 185H214V184H213ZM223 185H224V184H223ZM225 185H226L230 190H233L234 193H235L236 195H238L237 197H239V195L241 194V193H240L241 190L238 191V190H239L238 187H240V186H238V182H237V183H233V186H232V184H230V183H227V184H225ZM246 185H247V184H246ZM223 187H225V186H223ZM252 187H253V186H252ZM247 188H248V187H247ZM220 189H221V188H220ZM220 189H219V190H220ZM222 190H223V189H222ZM250 190H251V189H250ZM233 191H232V192H233ZM225 192H226V191H225ZM237 192L240 193V194H237ZM242 192H243V190H242ZM223 193H224V192H223ZM230 193H231V192H230ZM230 193H229V194H230ZM261 193H262V192H261ZM206 194L208 195L207 190H206V193H204V196H205ZM235 194H234V195H235ZM225 195H226V194H225ZM230 195H231V194H230ZM200 196H201V195H200ZM226 197H227V196H226ZM229 197H231V196H229ZM232 197H233V195H232ZM206 199H207V198H206ZM230 200H231V199H230ZM236 201H237V200H236ZM256 202H257V204L254 203V206H255V204H256V207H255L256 210L253 209V210H255V211H254L255 213L253 214V216H252L251 213H250V215H251L250 217H247V216H246V217H247V220H246V221L248 222L247 225L250 224L249 221H252L253 223H255V219H256V222H259V223H260V222H263V220H264V194L262 195V198H260V199H259L258 201H256ZM253 208H254V207H253ZM239 213H240V212H239ZM252 213H253V211H252ZM224 215H225V214H224ZM211 216H212V215H211ZM194 217H195V215H194ZM196 218H198V217H196ZM214 218H215V217H209V219L207 218V219L209 220L208 223H212L213 220H214ZM181 219H182V218H181ZM198 219H199V218H198ZM202 219H203V218H202ZM242 219H243V218H242ZM186 220H187V219H186ZM199 220H200V219H199ZM248 220H249V221H248ZM123 221H124V220H123ZM194 221H195V220H194ZM206 221H207V220H206ZM124 222H125V221H124ZM195 223H196V222H195ZM203 223H204V222H203ZM205 224H206V223H205ZM213 224H214V223H213ZM241 225H242V224H241ZM245 225H246V224H245ZM117 226H118V225H117ZM117 226H115V227H117ZM120 226H121V225H120ZM213 226H214V225H213ZM218 226H219V225H218ZM220 226H221V225H220ZM242 228H243V227H242ZM244 228H245V226H244ZM248 228H249V227H248ZM255 228H256V227H255ZM203 229H204V228H203ZM229 229H230V228H229ZM231 230H232V229H231ZM238 230H239V229H238ZM102 231H103V230H102ZM197 231H198V230H197ZM225 231H226V229H225ZM234 231H235V230H234ZM99 232H100V231H99ZM205 232H206V231H205ZM86 233H87V232H86ZM196 233H197V232H196ZM222 233H223V232H222ZM226 233H227V232H226ZM226 233H225V234H226ZM245 233H246V231H245ZM101 234H102V233H101ZM236 234H237V233H236ZM236 234H234V235L236 236ZM197 235H198V234H197ZM208 235H209V234H208ZM208 235H207V236H208ZM231 235H232V234H231ZM234 235H233V236H234ZM88 236H89V233H88ZM88 236H87V237H88ZM102 236L105 237V238H111L112 240L115 239L116 242H120V239H118V237L107 236V235H105V234H102ZM217 236H218V235H217ZM221 236H222V235H221ZM223 236H224V234H223ZM196 237H197V236H196ZM99 238H100V236L88 237V240H89V241H92V240H97V239H99ZM220 238H222V237H220ZM232 238H233V237H232ZM102 239H104V238H102ZM235 239H236V238H235ZM86 240H87V239H86ZM121 240H123V239H121ZM112 242H113V241H112ZM193 242H194V241H193ZM196 242H197V241H196ZM222 242H223V241H222ZM234 242H236V241H234ZM239 242H240V241H239ZM114 243H115V242H114ZM216 243H218V242H216ZM220 243H221V242H219V244H220ZM30 244H31V243H30ZM214 244H215V243H213V245H214ZM233 244H234V243H233ZM236 244H238V243H236ZM7 245H8V244H7ZM213 245H212V246H213ZM10 246H11V245H10ZM33 246H34V245H33ZM128 246H129V245H127V247H128ZM130 246H131V245H130ZM130 246H129V247H130ZM214 246H216V245H214ZM214 246H213V248H215ZM124 248L126 249V247H124ZM193 248H195V247H193ZM193 248H192V249H193ZM207 248H209V244H208ZM210 248H211V247H210ZM210 248H209V249H210ZM230 249H231V246H230ZM204 250H205V249H204ZM215 250H217V248H216ZM123 251H124V250H123ZM193 251H194L195 255H196L199 259L202 260V256H201V254H202L203 252H201V254L199 255V254L197 253V251H195V249H193ZM208 251H209V250H208ZM223 251H224V250H223ZM206 252H207V251L205 250L204 253H206ZM215 252H216V251H215ZM215 252H212V254L210 255V258H209V255L207 256V258L204 257V260H203V261H204V262H205V261H208L207 264H220V263H222L223 261L220 262L221 259H220V260L217 259V257H216V253H217V252H216V253H215ZM121 253H122V252H121ZM121 253H120V254H121ZM131 253H132V252H131ZM210 253H211V252H210ZM255 253H256V252H255ZM1 254H2V253H1ZM127 254H128V253H127ZM132 254H133V253H132ZM135 254H136V253H135ZM218 254H219V253H218ZM136 255H137V254H136ZM123 256H124V255H123ZM191 256H192V255H191ZM203 256H204V255H203ZM226 256H227V255H226ZM228 256H229V254H228ZM221 257H222V258H225L224 255L221 256ZM121 258H122V257H121ZM131 258H132V257H131ZM137 258H138V257H137ZM198 258H197V259H198ZM250 258H251V257H250ZM56 259L59 260V258H57V257L55 258V264H56V262H57ZM193 259H194V258H193ZM199 259H198V260H199ZM23 260H24V259H23ZM123 260H124V259H123ZM123 260L120 259V262H122ZM127 260H128V259H127ZM223 260H224V259H223ZM218 261H219V263H218ZM198 263H199V262H198ZM63 264H65V261L63 262ZM205 264H206V263H205Z\"/></svg>", "mask_w": 264, "mask_h": 264}]
</instances>
